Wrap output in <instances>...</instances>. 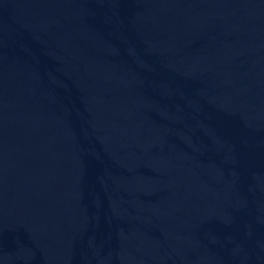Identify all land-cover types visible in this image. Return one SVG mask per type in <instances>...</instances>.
<instances>
[{"label":"water","instance_id":"water-1","mask_svg":"<svg viewBox=\"0 0 264 264\" xmlns=\"http://www.w3.org/2000/svg\"><path fill=\"white\" fill-rule=\"evenodd\" d=\"M0 264H264V0H0Z\"/></svg>","mask_w":264,"mask_h":264}]
</instances>
